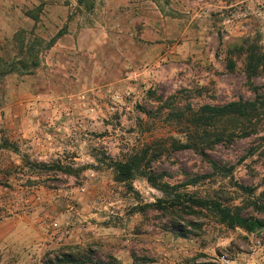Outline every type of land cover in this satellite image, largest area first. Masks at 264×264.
Listing matches in <instances>:
<instances>
[{
  "label": "rangeland",
  "instance_id": "374dc122",
  "mask_svg": "<svg viewBox=\"0 0 264 264\" xmlns=\"http://www.w3.org/2000/svg\"><path fill=\"white\" fill-rule=\"evenodd\" d=\"M241 101L251 118L189 124ZM133 157L172 195L117 182ZM180 194L264 223V0H0V264L261 263L264 226Z\"/></svg>",
  "mask_w": 264,
  "mask_h": 264
},
{
  "label": "trees",
  "instance_id": "16d2710c",
  "mask_svg": "<svg viewBox=\"0 0 264 264\" xmlns=\"http://www.w3.org/2000/svg\"><path fill=\"white\" fill-rule=\"evenodd\" d=\"M54 41L52 42V44ZM250 70L252 72H257V65L253 62V57L250 56ZM258 110V102H232L224 106H210L206 105L201 107L198 111L191 112V118L189 120L190 126L193 127H211L217 125L221 121L233 117L236 119H247L251 118V115ZM191 111V109H190ZM142 158L133 157L126 161H116L110 160V169L114 170L116 176L115 179L117 182L120 183H129L132 182L137 175H141L146 178L148 183L160 190L162 193L166 195H172V191L175 190L174 187L170 186L167 183H164L162 180V176L158 174H154L150 168L145 166L146 168L142 169ZM28 163V162H27ZM35 167L41 170H56L66 174L77 176L78 170L72 167H66L62 164H47V163H40L35 164ZM184 197H187V201H189L190 207H196L200 209H211L215 212V214L220 218L221 222L228 225L229 227L236 228L240 227L247 232H255L260 226H264L263 222L254 220L253 218H245L241 217L237 214H233V212L226 207H223L217 201L213 200H205L196 198L189 194H180ZM180 197V196H179ZM178 197V198H179ZM174 205V204H173ZM171 206V204H170ZM150 207H157L155 204L150 205ZM161 209V206L158 205ZM87 262H92L91 260L85 259ZM60 264H79L80 260L71 255H63L61 256L60 260L58 261ZM82 263V262H81Z\"/></svg>",
  "mask_w": 264,
  "mask_h": 264
},
{
  "label": "built area",
  "instance_id": "2783aa9c",
  "mask_svg": "<svg viewBox=\"0 0 264 264\" xmlns=\"http://www.w3.org/2000/svg\"><path fill=\"white\" fill-rule=\"evenodd\" d=\"M251 250L253 252L260 253L261 255L260 264H264V234L261 236V238H258L257 240H255V242H253ZM210 263L211 264H233V260L228 254L223 253L221 255L215 256V258H213Z\"/></svg>",
  "mask_w": 264,
  "mask_h": 264
},
{
  "label": "water",
  "instance_id": "95a60500",
  "mask_svg": "<svg viewBox=\"0 0 264 264\" xmlns=\"http://www.w3.org/2000/svg\"><path fill=\"white\" fill-rule=\"evenodd\" d=\"M260 231H262V233H264V230H260Z\"/></svg>",
  "mask_w": 264,
  "mask_h": 264
}]
</instances>
